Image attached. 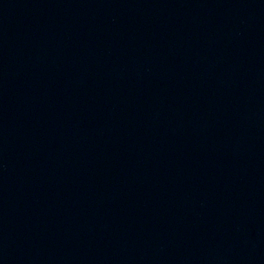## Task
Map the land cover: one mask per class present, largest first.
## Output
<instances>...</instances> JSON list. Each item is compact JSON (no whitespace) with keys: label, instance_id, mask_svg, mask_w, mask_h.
Returning a JSON list of instances; mask_svg holds the SVG:
<instances>
[{"label":"water","instance_id":"obj_1","mask_svg":"<svg viewBox=\"0 0 264 264\" xmlns=\"http://www.w3.org/2000/svg\"><path fill=\"white\" fill-rule=\"evenodd\" d=\"M264 105V0H0V264H162Z\"/></svg>","mask_w":264,"mask_h":264}]
</instances>
